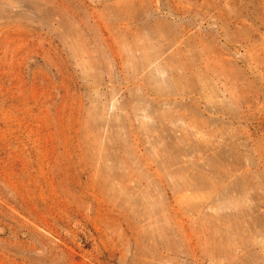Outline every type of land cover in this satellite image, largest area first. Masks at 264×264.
Listing matches in <instances>:
<instances>
[{
    "label": "rangeland",
    "instance_id": "1",
    "mask_svg": "<svg viewBox=\"0 0 264 264\" xmlns=\"http://www.w3.org/2000/svg\"><path fill=\"white\" fill-rule=\"evenodd\" d=\"M0 264H264V0H0Z\"/></svg>",
    "mask_w": 264,
    "mask_h": 264
}]
</instances>
